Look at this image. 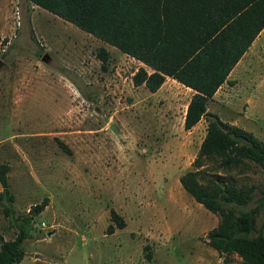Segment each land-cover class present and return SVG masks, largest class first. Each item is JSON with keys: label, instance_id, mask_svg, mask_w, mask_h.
<instances>
[{"label": "rangeland", "instance_id": "rangeland-1", "mask_svg": "<svg viewBox=\"0 0 264 264\" xmlns=\"http://www.w3.org/2000/svg\"><path fill=\"white\" fill-rule=\"evenodd\" d=\"M140 65L28 0H0V162L13 195L11 213L0 202L2 237L46 197L18 264H246L207 244L218 216L178 180L206 126H182L192 90L172 78L135 85ZM227 79L208 112L264 140V27ZM220 173L246 184L264 175L252 162Z\"/></svg>", "mask_w": 264, "mask_h": 264}, {"label": "trees", "instance_id": "trees-1", "mask_svg": "<svg viewBox=\"0 0 264 264\" xmlns=\"http://www.w3.org/2000/svg\"><path fill=\"white\" fill-rule=\"evenodd\" d=\"M71 22L142 62L131 76L135 85L156 90L169 76L192 92L182 126L189 129L205 118V132L191 161L179 177L181 187L218 220L205 234L219 254H237L246 264H264V175L257 183H236L226 174L247 162L264 171V140L252 131L208 112L207 103L255 36L264 27V0H28ZM97 55L106 60L108 51ZM9 164L0 162V202L11 213ZM46 204V197L29 214L12 219L16 233L0 234V264H18L30 219ZM112 211V210H111ZM113 213V212H112ZM19 219V222L17 220ZM123 226L119 215L110 217ZM111 232V224L107 227ZM145 254V258H149Z\"/></svg>", "mask_w": 264, "mask_h": 264}, {"label": "crops", "instance_id": "crops-1", "mask_svg": "<svg viewBox=\"0 0 264 264\" xmlns=\"http://www.w3.org/2000/svg\"><path fill=\"white\" fill-rule=\"evenodd\" d=\"M228 76H229V73H228V75H227V78H228ZM165 78H171V77H169V76H165ZM172 79H173V78H172ZM224 82H225V81H224ZM224 82H222V83L220 84V86H221ZM188 88H189V87H188ZM216 90H217V89H216ZM214 95H215V92H214V94L212 95V97H214ZM185 107H186V104H185ZM185 107H184V109H183L182 115L184 114Z\"/></svg>", "mask_w": 264, "mask_h": 264}, {"label": "water", "instance_id": "water-1", "mask_svg": "<svg viewBox=\"0 0 264 264\" xmlns=\"http://www.w3.org/2000/svg\"><path fill=\"white\" fill-rule=\"evenodd\" d=\"M42 59L45 60V58L42 56Z\"/></svg>", "mask_w": 264, "mask_h": 264}]
</instances>
